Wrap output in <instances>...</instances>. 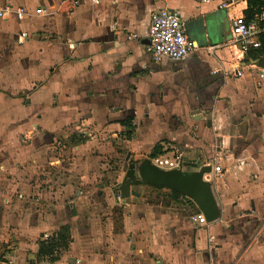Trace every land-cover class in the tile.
<instances>
[{
	"label": "crops",
	"instance_id": "obj_1",
	"mask_svg": "<svg viewBox=\"0 0 264 264\" xmlns=\"http://www.w3.org/2000/svg\"><path fill=\"white\" fill-rule=\"evenodd\" d=\"M222 1L0 0L24 9L0 21V264H264V34L232 75L248 3ZM156 9L179 11L185 58H153ZM156 146L185 170L223 167L217 219L194 222L197 205L165 187L116 196L121 161ZM58 233L67 246L40 255Z\"/></svg>",
	"mask_w": 264,
	"mask_h": 264
},
{
	"label": "built area",
	"instance_id": "obj_2",
	"mask_svg": "<svg viewBox=\"0 0 264 264\" xmlns=\"http://www.w3.org/2000/svg\"><path fill=\"white\" fill-rule=\"evenodd\" d=\"M207 2L209 0H201ZM235 0L222 1L218 8L228 10ZM77 3L74 0L73 4ZM37 12L40 9L36 10ZM14 12L19 17L24 13L22 7L13 8L9 4L0 7V21ZM264 9L248 19L244 15H238L232 19L230 44L236 45L240 53L236 57L235 65L231 74L240 77L243 74L242 60L251 50L260 49L262 46L260 35L264 34ZM21 37H27L26 32L20 33ZM130 37H135L130 34ZM147 38L154 59L167 57L177 61L188 56L196 47V43L191 40L186 32L184 22L179 11L175 9H156L150 13ZM166 148V152L150 158V162L161 169H182L185 162L183 161L182 152L179 150ZM173 150V151H172ZM170 153V154H169ZM210 170L203 174V180L211 182L213 179L222 177L223 167L214 162L208 165ZM192 220L197 223L205 224L206 219L202 213L192 216Z\"/></svg>",
	"mask_w": 264,
	"mask_h": 264
},
{
	"label": "water",
	"instance_id": "obj_3",
	"mask_svg": "<svg viewBox=\"0 0 264 264\" xmlns=\"http://www.w3.org/2000/svg\"><path fill=\"white\" fill-rule=\"evenodd\" d=\"M209 170V166L199 170L161 169L145 157L139 164H128L115 194L121 199L129 195L137 196L138 193L131 187L142 183L165 187L192 199L206 221H213L219 216V208L210 182L203 180V174Z\"/></svg>",
	"mask_w": 264,
	"mask_h": 264
},
{
	"label": "trees",
	"instance_id": "obj_4",
	"mask_svg": "<svg viewBox=\"0 0 264 264\" xmlns=\"http://www.w3.org/2000/svg\"><path fill=\"white\" fill-rule=\"evenodd\" d=\"M248 6L244 11L245 17L250 19L256 13H259L261 9H264V0H247ZM264 26V22L262 24ZM262 40V36H261ZM262 42V41H261ZM250 53V52H249ZM166 152V149L163 151L159 149L158 146L154 148L150 157H155L159 154ZM178 194L177 192H173ZM68 237L64 233H58L57 236L53 239L40 241L39 243V254L40 255H50L49 258L51 260H55L60 252V250L64 249L67 246Z\"/></svg>",
	"mask_w": 264,
	"mask_h": 264
},
{
	"label": "rangeland",
	"instance_id": "obj_5",
	"mask_svg": "<svg viewBox=\"0 0 264 264\" xmlns=\"http://www.w3.org/2000/svg\"><path fill=\"white\" fill-rule=\"evenodd\" d=\"M68 139H79L77 136H75L74 134H71L70 136H68ZM172 147H169V149H168V151L167 152H170V149H171ZM173 149V148H172ZM175 149V148H174ZM173 151V150H172ZM170 154V153H169ZM142 161V160H141ZM141 161H134V160H128V159H126V160H122L121 161V163H120V170H121V168H122V171H120V173L122 174V177L121 176H115L114 178H116V181H118L120 178L122 179L123 178V175H124V172L126 171V169H127V166H128V164L130 163V162H133V163H135V164H139ZM120 182H121V180H120ZM119 182V183H120ZM119 183H116L115 184V187H117L118 186V184ZM132 189H138V185H136V186H133L132 187ZM152 189V191H151V193L152 192H155V193H167V192H163V190H161V187H154L153 186V188H151ZM148 193V192H147ZM12 242L10 241V240H7V241H4V240H0V260H4L5 261V259L4 258H2L1 256L3 255H5L6 253H7V251H9V248H8V246H10V244H11Z\"/></svg>",
	"mask_w": 264,
	"mask_h": 264
}]
</instances>
